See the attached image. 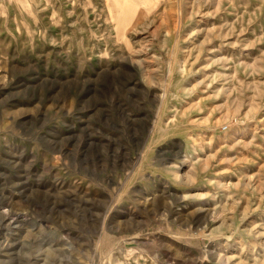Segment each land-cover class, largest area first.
<instances>
[{
	"label": "rangeland",
	"instance_id": "rangeland-1",
	"mask_svg": "<svg viewBox=\"0 0 264 264\" xmlns=\"http://www.w3.org/2000/svg\"><path fill=\"white\" fill-rule=\"evenodd\" d=\"M0 264H264V0H0Z\"/></svg>",
	"mask_w": 264,
	"mask_h": 264
}]
</instances>
